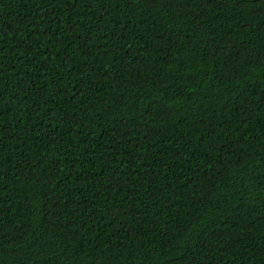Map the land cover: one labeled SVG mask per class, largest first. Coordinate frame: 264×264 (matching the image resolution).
I'll return each mask as SVG.
<instances>
[{
	"label": "trees",
	"instance_id": "obj_1",
	"mask_svg": "<svg viewBox=\"0 0 264 264\" xmlns=\"http://www.w3.org/2000/svg\"><path fill=\"white\" fill-rule=\"evenodd\" d=\"M0 264H264V0H0Z\"/></svg>",
	"mask_w": 264,
	"mask_h": 264
}]
</instances>
